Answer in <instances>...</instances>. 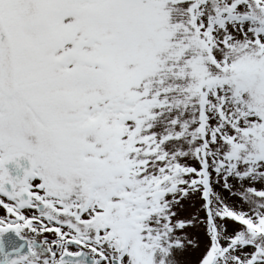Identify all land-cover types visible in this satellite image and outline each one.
Instances as JSON below:
<instances>
[{
	"label": "snow or ice",
	"instance_id": "obj_1",
	"mask_svg": "<svg viewBox=\"0 0 264 264\" xmlns=\"http://www.w3.org/2000/svg\"><path fill=\"white\" fill-rule=\"evenodd\" d=\"M0 264H264V0H0Z\"/></svg>",
	"mask_w": 264,
	"mask_h": 264
}]
</instances>
